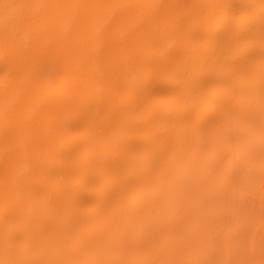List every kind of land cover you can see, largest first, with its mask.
I'll return each instance as SVG.
<instances>
[{"label":"bare ground","instance_id":"bare-ground-1","mask_svg":"<svg viewBox=\"0 0 264 264\" xmlns=\"http://www.w3.org/2000/svg\"><path fill=\"white\" fill-rule=\"evenodd\" d=\"M0 264H264V0H0Z\"/></svg>","mask_w":264,"mask_h":264}]
</instances>
